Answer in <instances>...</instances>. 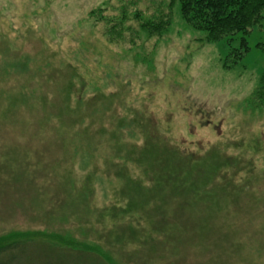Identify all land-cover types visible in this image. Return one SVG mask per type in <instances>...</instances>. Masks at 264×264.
<instances>
[{"label":"rangeland","instance_id":"1","mask_svg":"<svg viewBox=\"0 0 264 264\" xmlns=\"http://www.w3.org/2000/svg\"><path fill=\"white\" fill-rule=\"evenodd\" d=\"M170 1L0 0V239L57 235L112 264H264V19L244 52ZM123 7L132 30L112 40ZM136 10L171 25L148 34ZM68 251L40 238L10 264L96 261Z\"/></svg>","mask_w":264,"mask_h":264},{"label":"trees","instance_id":"2","mask_svg":"<svg viewBox=\"0 0 264 264\" xmlns=\"http://www.w3.org/2000/svg\"><path fill=\"white\" fill-rule=\"evenodd\" d=\"M171 2L173 4L176 0L170 1V9H172ZM177 2L179 14L183 21L192 29L203 32L207 42H221L240 35V46L243 47L244 52L248 50L246 37L264 19V0H177ZM122 9L121 15L110 16L108 21L112 23L108 29L112 40H117L123 36V32L132 30L130 25L124 26L127 14L124 7ZM133 18L140 20L139 27L152 35H160L171 25L170 14L168 16L159 14L156 17L143 19L136 10L133 12ZM257 47L264 49V42L258 43ZM259 89H264V72L260 77ZM261 96L263 97L264 94ZM40 236L24 233L1 238L0 264H10L17 256L13 255L14 252L21 253L24 246L40 238L50 247L51 252L57 253V256L62 253L61 250L67 252H69L68 250H78L82 254L95 255L96 261L95 263L92 262L93 264H112L110 257L102 253L96 246L84 244L79 247L76 243H70L72 241L57 235Z\"/></svg>","mask_w":264,"mask_h":264}]
</instances>
